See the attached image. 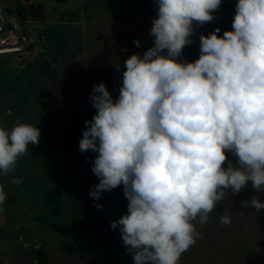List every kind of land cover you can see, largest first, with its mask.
<instances>
[{"label":"clouds","instance_id":"clouds-1","mask_svg":"<svg viewBox=\"0 0 264 264\" xmlns=\"http://www.w3.org/2000/svg\"><path fill=\"white\" fill-rule=\"evenodd\" d=\"M155 3L154 46L124 62L115 102L104 83L93 86L96 114L85 121L79 150L98 153L92 171L99 183L90 197L98 200L123 185L127 213L111 228L119 227L135 264H178L202 238L192 221L199 216L206 223L229 192L238 195L249 181L264 191V0H238L233 30L222 37L219 28L202 34L194 62L177 58L193 42L194 22L212 21L221 0ZM40 136L36 126L19 120L11 131L0 128V171H14ZM6 195L0 186V205ZM241 206L259 212L264 201L253 196ZM219 218L231 223L227 212Z\"/></svg>","mask_w":264,"mask_h":264},{"label":"rangeland","instance_id":"rangeland-1","mask_svg":"<svg viewBox=\"0 0 264 264\" xmlns=\"http://www.w3.org/2000/svg\"><path fill=\"white\" fill-rule=\"evenodd\" d=\"M78 1L35 0L44 7L46 24L42 27L50 36L51 48L58 51L63 44L73 42L66 60L50 58L45 64H34L25 71L7 63L11 72L0 71V128L11 131V122L17 120L36 126L41 132L38 146L44 144L39 153L37 145H29L17 158L12 175L0 171V186L7 194L6 201L0 205L6 216L0 225V264H4L2 259L9 264H37L33 257L43 252L42 241L54 259L52 264H135L119 227L111 228L112 221L127 213L123 185L103 192L98 200L90 197V189L99 183L92 171L98 153L91 150L81 153L79 142L85 121L96 114L89 98L93 86L104 83L115 102L120 94L124 62L133 54L142 56L154 46L150 29L158 15L157 5L155 0H130L131 16L126 21V24L130 21V26L126 25L129 32L125 36L114 38L109 34L110 38L103 39L106 31L100 29L95 40L88 32L87 38L84 35L82 40L78 37L71 42L66 38L69 34L63 23ZM237 2L221 0L212 21L202 26L194 22L193 42L184 47L177 60L194 62L199 58L202 34L207 36L219 28L218 35L222 37L225 31H232ZM118 4L101 0L104 7L117 8ZM125 8L121 4V10ZM124 14L128 16L129 10ZM136 40L140 41L139 47L134 43ZM61 76L81 88V103L73 89L64 84L62 89L68 104L60 103L56 80ZM41 88L47 99H43ZM19 101H30L32 112L20 113ZM226 156L237 164L231 152L226 150ZM42 160L45 164H40ZM223 167H227V161ZM40 170H43L41 175ZM14 177L22 178L23 183H11ZM253 196L264 201V191L256 192L249 181L238 195L229 192L227 200L217 204L206 223L201 225L199 216L192 221L202 238L181 255L178 264H264V210L257 212L254 207L241 206L242 201H250ZM97 204L103 207L98 209ZM224 212L231 218L227 226L220 223L219 214Z\"/></svg>","mask_w":264,"mask_h":264},{"label":"crops","instance_id":"crops-1","mask_svg":"<svg viewBox=\"0 0 264 264\" xmlns=\"http://www.w3.org/2000/svg\"><path fill=\"white\" fill-rule=\"evenodd\" d=\"M108 1L120 2V4L115 6L117 8H114V6H111L109 8L108 6H106V7L102 6L101 0H79L77 3L76 9L70 13V15L68 16V19L63 23L66 25V31L65 32H68V34H69L68 36H66V38H69V41L71 40V42H72V39H75V38L77 39L78 37L80 38V40H82L84 38V35L87 38V35H89L88 34V32H89L91 35H93L92 39L95 40L94 36L96 33L100 32V31H97L100 29H103V30L105 29L104 31H106L105 33H103V37H101L103 39L104 38H110L109 34L113 35L114 38L122 37L121 35L125 36L126 33L129 32L128 30H126L128 28L126 25L130 26V21L126 24V21H128L127 19H129V17L131 16L130 7H132V5L129 2L130 0H108ZM121 4H123V6H126V8L124 10L123 9L121 10ZM127 9L129 10L128 16L124 14V12ZM129 30H131V28H129ZM63 35L65 37V34H63ZM93 40H91V42ZM114 44H115V42H114ZM72 46H73V42L72 43L67 42V43L63 44L62 48L59 47V50L55 51L51 48L50 36H49V50H50L49 59L50 58H52L54 60L57 59V61H58V57H59L60 59L64 60V58H65V60H66V57L68 56V52L70 50H72ZM44 64H45V62H44ZM47 66H49V64ZM31 68H32V66L29 67L28 69H31ZM33 68H36V67H33ZM28 69H26V70H28ZM1 70H2L1 73L11 72V70L8 69V65H6V64L1 67L0 71ZM12 73H15V72L12 71ZM60 80H61L62 84L60 83ZM63 84L67 88L70 87L73 89V93L76 95L75 98L77 100L80 99L79 103H81L82 97H83V92L80 91L81 88H79L78 86H73L72 84H70L68 82V80L64 79L62 76L56 80L58 100L60 101V103L62 105L68 104V103H66L67 102L66 96L64 95V90L62 89ZM40 92L43 96V99H47L46 92L44 91V88H41ZM19 103H20V105L18 106L17 110L20 113L32 112L31 106L29 105L30 101L29 102L28 101H19ZM46 103H48V102H46ZM23 109H28L29 111H25ZM21 124H24V123H21ZM14 126H15V122H11V127L13 128ZM43 147H44V144H43V146L37 145V147H36L37 152L39 153V151L41 149H43ZM40 164H45V160L44 161L42 160V163L40 161ZM42 168H43V166H42ZM12 173L13 172L11 171V172H9L8 175H12ZM39 173L41 175L43 173V170H40ZM64 174H66V172ZM47 182H48V180H47ZM30 183H32V182L30 181ZM41 183H43V181H41L40 184ZM31 185L29 184V186H31ZM31 189L36 190V188H31ZM36 241L39 242L42 240L41 239H35V242ZM42 243L44 245L43 253L45 254L46 259H47L46 264H52L54 259L49 254L45 243L43 241H42ZM33 260H35L34 257H33ZM2 261L4 264H9V261H6L5 259H2ZM31 264H33V263H31Z\"/></svg>","mask_w":264,"mask_h":264},{"label":"built area","instance_id":"built-area-1","mask_svg":"<svg viewBox=\"0 0 264 264\" xmlns=\"http://www.w3.org/2000/svg\"><path fill=\"white\" fill-rule=\"evenodd\" d=\"M43 8L35 0H0V68L11 63L25 71L49 60V34L42 27L46 24ZM5 217L0 208V225Z\"/></svg>","mask_w":264,"mask_h":264},{"label":"trees","instance_id":"trees-1","mask_svg":"<svg viewBox=\"0 0 264 264\" xmlns=\"http://www.w3.org/2000/svg\"><path fill=\"white\" fill-rule=\"evenodd\" d=\"M65 2H66V0L58 1V3H65ZM43 11H44V8H43ZM34 259L38 261L37 264H46V262H47L46 256H45V254H44L43 252H41V253L39 252V253L35 256Z\"/></svg>","mask_w":264,"mask_h":264}]
</instances>
